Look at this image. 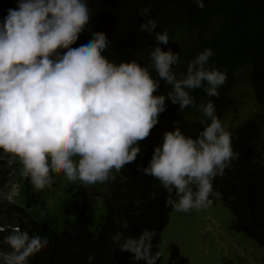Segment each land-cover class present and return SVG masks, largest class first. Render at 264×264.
<instances>
[{
    "label": "clouds",
    "instance_id": "obj_1",
    "mask_svg": "<svg viewBox=\"0 0 264 264\" xmlns=\"http://www.w3.org/2000/svg\"><path fill=\"white\" fill-rule=\"evenodd\" d=\"M194 2L204 9V0ZM151 12L142 7L139 16ZM90 18L87 0H18L0 21V150L19 158L23 174L38 190L52 183V172L84 187L115 179L113 170L136 161L139 142L166 111V99L182 111L194 104L191 90L203 88L207 96L218 97L227 81L225 72L209 65L211 48L198 53L178 77L173 66L179 55L159 46L170 39L167 30L157 31L155 18L137 31L158 42L150 52L157 78L136 60L117 63L104 55L111 42L103 31H92L71 47ZM161 80L171 86L167 97L154 95ZM202 112L207 119L198 136H186L178 127L166 131L148 166H137L167 190L165 206L177 212L207 208L214 179L239 158L214 103L202 105ZM121 227H129L126 219ZM156 235L154 229L138 237L117 232L112 241L133 264H158L162 253L153 254ZM6 243L13 250L7 264H27L49 240L17 230ZM94 260L89 254L88 264Z\"/></svg>",
    "mask_w": 264,
    "mask_h": 264
},
{
    "label": "trees",
    "instance_id": "obj_2",
    "mask_svg": "<svg viewBox=\"0 0 264 264\" xmlns=\"http://www.w3.org/2000/svg\"><path fill=\"white\" fill-rule=\"evenodd\" d=\"M91 18L87 27L79 34L81 40L90 38L92 31H103L111 42L103 54L110 60L138 61L152 69L150 52L157 45L154 36L138 32V26L149 18L158 22L157 31H168L169 43L159 46L178 53L179 62L173 66L177 76L186 73L188 63L206 48L213 49L209 65L227 74L226 83L218 89V97H209L203 88L190 91L194 104L179 111V105L166 99L163 120L153 127L150 135L139 143L141 153L136 161L125 165L122 173L103 183L104 219L93 233L90 228V200L96 195L93 185L84 187L80 182L67 188L72 217L64 220L58 229L37 224L26 216H19L17 225L11 226L30 235L46 236L49 244L28 257L27 264H88L89 254L95 256L93 264H133L131 256L121 252L113 243L112 236L123 232L125 236H139L144 229H154L153 254L161 252V237L169 223L173 208L165 206L167 190L160 182L138 171L137 166L147 167L155 147L166 131L178 127L186 136L195 138L203 130L206 120L202 116V105L209 101L216 108L221 120L227 112H236L232 89L236 71L247 64L253 96L258 104L264 103V0H204L200 9L194 0H87ZM18 0H0V21L9 8H16ZM142 7H150V16H139ZM179 30L195 36L188 48L173 47L170 43ZM66 51V50H61ZM244 69V68H243ZM171 90L163 80L154 95ZM234 151L239 158L232 161L223 176L213 181V195L220 200L231 216L230 229L253 240L264 248V126L250 119L231 133ZM1 182V176H0ZM31 182L28 177L27 186ZM219 193V195H216ZM16 209V208H13ZM9 210L5 213L9 214ZM21 213V212H20ZM129 227H121L122 220ZM11 229V228H10ZM8 237L13 230H4ZM168 260L158 264H177L180 252L170 244ZM162 253V252H161ZM138 264H144L143 261Z\"/></svg>",
    "mask_w": 264,
    "mask_h": 264
},
{
    "label": "rangeland",
    "instance_id": "obj_3",
    "mask_svg": "<svg viewBox=\"0 0 264 264\" xmlns=\"http://www.w3.org/2000/svg\"><path fill=\"white\" fill-rule=\"evenodd\" d=\"M194 41V35L179 30L170 43L173 47L188 48ZM248 70L245 64L236 71V83L231 94L237 109L234 113L227 112L221 119L230 133L250 119L264 126V103L255 101ZM161 120L162 113L159 115ZM121 173L122 170H113L110 177ZM0 176V233L2 229L15 232L16 228L11 226L17 225L19 216H26L37 224L46 223L52 229L60 228L64 220L72 217L67 188L79 181L68 182L62 172H52V183L44 189H35L32 183L28 187L22 162L3 150H0ZM93 187L96 195L90 200L89 213L90 228L96 233L105 214L104 189L103 183ZM7 210L9 214L5 213ZM231 221L229 210L215 197L207 208L201 210L189 213L173 210L161 237L162 257L163 254L168 256L170 244H175L181 254L179 264H264V248H259L245 235L232 231ZM12 251L6 238L0 235V264H7L6 258Z\"/></svg>",
    "mask_w": 264,
    "mask_h": 264
},
{
    "label": "crops",
    "instance_id": "obj_4",
    "mask_svg": "<svg viewBox=\"0 0 264 264\" xmlns=\"http://www.w3.org/2000/svg\"><path fill=\"white\" fill-rule=\"evenodd\" d=\"M180 256H181V254H180ZM168 257H169V255L168 256H166V255L164 256V254H163V261H164V263L168 260ZM177 263L179 264V260H178Z\"/></svg>",
    "mask_w": 264,
    "mask_h": 264
},
{
    "label": "bare ground",
    "instance_id": "obj_5",
    "mask_svg": "<svg viewBox=\"0 0 264 264\" xmlns=\"http://www.w3.org/2000/svg\"><path fill=\"white\" fill-rule=\"evenodd\" d=\"M231 245V244H230ZM234 245V244H233ZM238 252V251H237ZM232 253V252H231Z\"/></svg>",
    "mask_w": 264,
    "mask_h": 264
}]
</instances>
